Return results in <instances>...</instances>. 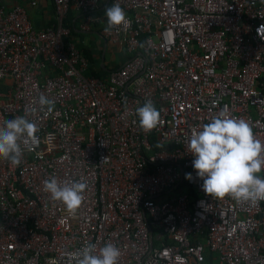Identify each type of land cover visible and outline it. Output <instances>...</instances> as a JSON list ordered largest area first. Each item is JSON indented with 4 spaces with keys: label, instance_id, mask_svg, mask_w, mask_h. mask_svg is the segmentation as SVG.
I'll return each instance as SVG.
<instances>
[{
    "label": "built area",
    "instance_id": "obj_1",
    "mask_svg": "<svg viewBox=\"0 0 264 264\" xmlns=\"http://www.w3.org/2000/svg\"><path fill=\"white\" fill-rule=\"evenodd\" d=\"M50 1L53 21L37 28L0 0V127L27 115L39 129L18 165L0 158V264H67L109 242L119 264H264V200L206 194L188 149L221 112L264 142V0ZM116 3L128 23L109 28L98 12ZM71 10L124 54L105 77L70 39ZM148 101L151 131L135 114ZM52 176L86 182L75 215L44 190Z\"/></svg>",
    "mask_w": 264,
    "mask_h": 264
},
{
    "label": "clouds",
    "instance_id": "obj_2",
    "mask_svg": "<svg viewBox=\"0 0 264 264\" xmlns=\"http://www.w3.org/2000/svg\"><path fill=\"white\" fill-rule=\"evenodd\" d=\"M108 27L127 25L126 13L119 3L105 9ZM264 26V25H261ZM41 107L48 106L51 112L54 102L43 94L39 97ZM34 114L36 109L33 108ZM139 125L145 131L156 128L160 112L151 101L135 110ZM35 122L25 116H17L0 127V158L12 164L21 162L24 145L31 147L39 143ZM189 152L194 156L193 168L203 180L202 189L212 198L231 197L237 202L264 200V142L256 139L253 129L243 118H229L224 112L194 131L188 142ZM192 179L191 173L185 174ZM44 190L51 199L62 202L70 215H75L84 200L86 182L61 183L55 176L43 182ZM67 264H119L120 249L109 242L97 250V245L87 243L75 253L67 254ZM51 264H56L52 261Z\"/></svg>",
    "mask_w": 264,
    "mask_h": 264
},
{
    "label": "crops",
    "instance_id": "obj_3",
    "mask_svg": "<svg viewBox=\"0 0 264 264\" xmlns=\"http://www.w3.org/2000/svg\"><path fill=\"white\" fill-rule=\"evenodd\" d=\"M9 4H21L27 8L29 17L33 23L34 26L37 28H42L46 24H49L53 21L54 18V10L53 5L50 0H37L36 6H30L29 1L30 0H7ZM101 13L100 11L98 12ZM72 14H79L76 11L72 10ZM96 32V31H94ZM85 33L89 32H78V34L75 36V41L78 43L80 48H85L87 50H91L93 53V56L97 59L98 56L101 55V50H97L96 48L89 47V41H87L83 35ZM96 49V50H95ZM121 60L123 61L125 59L124 54H121ZM101 63V59L95 61L96 69H98ZM118 64L111 63L110 66L105 65V60L103 59L102 66L104 67L103 70L99 71V76L105 77L107 72L115 67H117Z\"/></svg>",
    "mask_w": 264,
    "mask_h": 264
},
{
    "label": "rangeland",
    "instance_id": "obj_4",
    "mask_svg": "<svg viewBox=\"0 0 264 264\" xmlns=\"http://www.w3.org/2000/svg\"><path fill=\"white\" fill-rule=\"evenodd\" d=\"M83 37L87 41H89V47L96 48L97 50L99 49L101 50V55L98 56L96 60H99L103 57V59L105 60V65L108 66H110L111 63L119 65L122 62L121 60L122 53L117 52L116 48L110 45H105L103 39H101L96 32L91 31L89 33H85Z\"/></svg>",
    "mask_w": 264,
    "mask_h": 264
},
{
    "label": "trees",
    "instance_id": "obj_5",
    "mask_svg": "<svg viewBox=\"0 0 264 264\" xmlns=\"http://www.w3.org/2000/svg\"><path fill=\"white\" fill-rule=\"evenodd\" d=\"M104 5V4H103ZM105 9H106V6L103 7V8H100V12L101 13H104L105 12ZM77 20H78V16L76 14H72V10L69 12V15L68 17L66 18L65 20V25L68 26L71 30V33H70V39L72 40H75V36L78 34V32H80L78 26H77ZM81 51L83 52L84 55H86L88 57V59H90V61L92 63H95L96 61V58L93 56V53L92 51L89 49H85V48H81ZM99 68L98 69H91V73L92 74H95V75H99V71L103 70V66L100 65L98 66ZM88 74H89V70H88ZM185 170L183 171V176H184V182L182 184H185ZM190 192L194 195V191H192V189L190 188L189 189Z\"/></svg>",
    "mask_w": 264,
    "mask_h": 264
},
{
    "label": "water",
    "instance_id": "obj_6",
    "mask_svg": "<svg viewBox=\"0 0 264 264\" xmlns=\"http://www.w3.org/2000/svg\"><path fill=\"white\" fill-rule=\"evenodd\" d=\"M106 45V44H105ZM105 47V46H104ZM101 62H103V57L101 58Z\"/></svg>",
    "mask_w": 264,
    "mask_h": 264
}]
</instances>
